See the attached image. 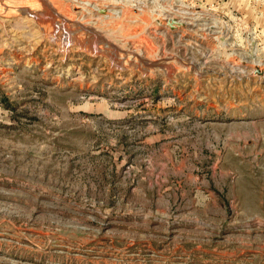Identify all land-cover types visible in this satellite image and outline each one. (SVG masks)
<instances>
[{
    "label": "rangeland",
    "instance_id": "rangeland-1",
    "mask_svg": "<svg viewBox=\"0 0 264 264\" xmlns=\"http://www.w3.org/2000/svg\"><path fill=\"white\" fill-rule=\"evenodd\" d=\"M0 264H264V0H0Z\"/></svg>",
    "mask_w": 264,
    "mask_h": 264
},
{
    "label": "bare ground",
    "instance_id": "bare-ground-1",
    "mask_svg": "<svg viewBox=\"0 0 264 264\" xmlns=\"http://www.w3.org/2000/svg\"><path fill=\"white\" fill-rule=\"evenodd\" d=\"M31 12V11H30ZM181 13V12H180ZM175 16V15H174ZM52 30V29H51ZM70 34V33H69ZM67 35V34H66ZM59 37H61V36H59ZM67 37V36H66ZM70 37V36H69ZM64 42V41H63ZM92 47V46H91ZM91 50V49H90ZM92 50H93V48H92Z\"/></svg>",
    "mask_w": 264,
    "mask_h": 264
}]
</instances>
